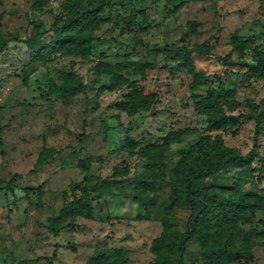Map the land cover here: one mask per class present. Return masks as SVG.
<instances>
[{
	"label": "rangeland",
	"instance_id": "rangeland-1",
	"mask_svg": "<svg viewBox=\"0 0 264 264\" xmlns=\"http://www.w3.org/2000/svg\"><path fill=\"white\" fill-rule=\"evenodd\" d=\"M83 1L43 0L33 8L32 0H0V36L23 39L31 35L33 20L50 41V28L70 15V5ZM116 1L94 28L99 40L86 58L70 43L35 60L19 41L0 51V187L15 175L14 191L0 192V264H45L35 258L54 248L57 264H83L104 248L118 249L125 264H153L159 252L176 264V235L188 230L195 213L174 199L182 169L221 145L240 154L252 147V107L264 93V80L234 62L252 63L254 47L264 48V0ZM189 20L197 22L194 31ZM203 42L212 46L211 55L179 50ZM236 42L241 55L234 51ZM119 65L124 67L114 83L108 70ZM60 70L76 72L84 88L69 96L52 91L51 82L64 81ZM208 89L212 107L196 109L194 101ZM135 103L144 108L132 112ZM213 110L233 115L234 124L209 129L206 118ZM168 134L151 160L148 152ZM42 150L46 162L34 168ZM257 150L264 156V130ZM262 167L257 159L243 171L226 166L198 180L196 194L264 200ZM82 186L92 215H71L65 222L77 226L48 232V217L79 196ZM204 227L203 234L191 233L184 264H264V210L237 208ZM220 245L240 254L204 256V247Z\"/></svg>",
	"mask_w": 264,
	"mask_h": 264
},
{
	"label": "trees",
	"instance_id": "trees-1",
	"mask_svg": "<svg viewBox=\"0 0 264 264\" xmlns=\"http://www.w3.org/2000/svg\"><path fill=\"white\" fill-rule=\"evenodd\" d=\"M125 4H131V0H122ZM174 1V0H170ZM43 0H32V7L37 8L42 4ZM116 0H86L83 2H77L76 5H70V15L60 24L50 28L53 32V38L50 41H44L43 37L46 33L44 29H40L35 21H30L32 25L31 35L19 39L17 36H0V51L4 50L9 41H19L25 44L26 48L30 52L32 59H36L38 56H50L52 53L57 52L63 43H70L75 49V52L82 58L88 57L92 43L98 41L99 38L94 35V28L101 22L107 20L105 15V9L107 6L115 8ZM178 5L179 3H175ZM187 25L190 31H194L197 25L195 20L187 21ZM234 51H237L239 55L243 53V47L239 43H234ZM256 51L255 61L252 63H239L234 62L241 66H246L247 71L260 79L264 80V48L254 47ZM179 50H185L186 52L195 51L199 54L211 55L212 46L206 43H201L195 47L186 49L180 47ZM229 58L228 54L220 56V59L225 61ZM124 66L119 65L117 68H110L108 71L111 74V78L114 83H118L120 73L118 71ZM64 81L60 84L54 82L50 83V89L56 93L64 96L72 95L84 88V83L80 76L74 71L60 70ZM119 74V75H118ZM264 87V84H263ZM232 95L233 90H227ZM138 98L140 101L146 99V94L139 93ZM194 101L196 109L211 108L213 105L212 92L207 90L203 96ZM232 104L236 101L232 97H229ZM136 104V103H135ZM230 104V103H229ZM144 106L136 104L132 112L143 109ZM252 117L255 121L254 138L251 149L245 154H240L234 151L232 148L221 145L216 151H208L197 154L193 160L182 169L181 183L177 188L174 199L179 200L182 204L193 207L195 213L192 221L188 225L187 231L179 232L176 235L174 241V251L176 252V264H184L183 257L188 243V239L192 232L196 234H203L205 232L204 224H217V222L223 217H229L236 213L237 208H245L247 210H264V200L262 199H249L246 196H231L222 195L215 192L202 191L198 195L196 194L195 184L203 177L217 173L226 166H234L243 170L250 169L252 162L257 159L263 163L264 168V156H262L257 150V135L260 131L264 130V93L260 100L252 107ZM207 127L209 129H217L234 124L235 117L231 114L225 113L223 110H213L206 118ZM85 134L80 137V142L83 141ZM171 135H166L165 140L159 144L157 149L148 152L151 160H155L158 152H162L168 139ZM211 147H213L211 145ZM74 152H77L72 148ZM147 151H142L141 154H146ZM209 153V154H207ZM45 151L42 150L40 159L34 164V168L43 166L46 162ZM82 169L84 171L83 180H87V172L89 170V158H85L82 163ZM15 188V175L12 176L3 186L2 190L13 192ZM135 198V196H134ZM93 204L88 195L87 187L82 186V192L79 196L70 200L62 205L57 215L48 217V232L57 235L62 229L67 227H75L76 223L72 221L65 222V218L75 214H85L87 216L92 215ZM59 246L58 243L55 244ZM57 248H54L52 254L41 255L35 258V260L43 259L45 264H57L54 262L56 259ZM203 254L206 258L214 257L217 259L236 257L240 254V250L233 249L227 245L220 246H208L203 248ZM28 259H21L16 264H22L27 262ZM170 258L165 252H159L153 260V264H168ZM126 257L122 255L118 249L104 248L99 252L92 255L83 264H125Z\"/></svg>",
	"mask_w": 264,
	"mask_h": 264
}]
</instances>
